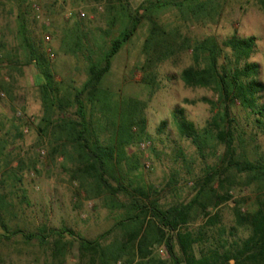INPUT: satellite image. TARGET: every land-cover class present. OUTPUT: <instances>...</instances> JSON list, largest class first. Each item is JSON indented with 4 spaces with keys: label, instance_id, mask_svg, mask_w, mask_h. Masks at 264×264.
I'll use <instances>...</instances> for the list:
<instances>
[{
    "label": "rangeland",
    "instance_id": "rangeland-1",
    "mask_svg": "<svg viewBox=\"0 0 264 264\" xmlns=\"http://www.w3.org/2000/svg\"><path fill=\"white\" fill-rule=\"evenodd\" d=\"M181 1L27 0L23 10L28 12L32 38L51 61L56 82L64 94L80 88L87 80L89 48L94 52L93 58H97L104 43L109 45L110 40L119 35L130 15L148 2ZM259 2L215 0L218 11L211 19H196L188 13L185 20L178 8L168 6L159 12L158 21L169 30L178 27L180 34L191 41L214 37L221 43L235 34L257 37V52L250 62L260 65L259 81L264 86V11ZM18 4V0H0V39L9 48L20 46ZM186 4L195 5V2L187 0ZM34 5L40 7L39 12ZM76 22H81L84 36L81 50L73 56L62 51L61 44ZM149 29L150 23L144 19L134 37L113 59L111 72L102 81L101 103L91 117V127L102 144H111L118 137L120 141H127L128 126L131 121L135 122L132 132L136 140L126 147V157L116 169L117 180L111 183L117 186L119 181L129 193L138 186L153 189L152 197L168 207L193 200L207 174L213 168L222 170L226 147L211 142L201 154L191 140L180 136L174 120L175 110L184 108L187 118L202 131L217 111L212 113L211 106L201 100H217V96L209 89L189 88L181 80V72L193 65L191 51L147 66L143 48ZM109 31L111 37L106 35ZM49 49H52V57ZM0 91L5 94L0 98V264H86L87 259H80L76 237L94 240L113 228L125 209L111 206L128 204L131 196L127 192L119 193L116 203L106 199L108 194L88 199L76 171L77 153L71 146L63 147L64 139L58 138L54 126L60 114L56 112L49 129L43 122L42 96L33 65L18 70L3 65ZM259 103L264 104V88L259 94ZM75 110L71 107L69 115L73 116ZM88 111L91 116L90 105ZM19 112L23 117H18ZM231 118L235 129V159L261 161L264 158V117L237 102L231 107ZM142 119L146 121L143 132L140 131ZM164 121L167 125L161 130ZM19 122L23 123L22 137H18L15 128ZM26 127L28 133L24 132ZM225 178L231 198L218 208L211 206L210 212L221 216L214 235L222 229L224 237L234 241L249 236V232L236 227L234 209L257 210L264 203V186L257 182L248 184L247 174L232 171L226 176L219 175V180L212 185V190L207 188L202 200H209L214 191L224 195L220 181ZM203 223L204 220L199 219L185 230L198 232ZM44 226L75 233L76 237L66 236L65 241L70 245L66 254L55 255L52 246L12 234L15 230H21L23 235L37 234ZM115 238L116 233H113L104 244L113 243ZM210 241L204 244L209 246ZM156 255L165 258L164 247L158 248Z\"/></svg>",
    "mask_w": 264,
    "mask_h": 264
},
{
    "label": "trees",
    "instance_id": "trees-1",
    "mask_svg": "<svg viewBox=\"0 0 264 264\" xmlns=\"http://www.w3.org/2000/svg\"><path fill=\"white\" fill-rule=\"evenodd\" d=\"M18 1L17 35L20 46L9 48L0 39V68L3 65L11 70L28 65L35 67L44 108L43 122L49 129L56 112L60 114L54 126L58 138L64 139L63 147L71 146L77 153L76 171L88 199L108 194L106 199L116 203L118 194L128 190L119 181L114 186L111 180H117L116 169L126 157L125 149L136 140L132 132L135 122L131 121L128 126L127 141H120L118 137L116 143L102 144L91 127V117L101 103L102 81L111 72L113 59L134 37L144 19L150 23L143 48L148 58L147 66L166 62L177 53L191 51L193 65L181 72V80L189 88L209 89L217 96V100H201L211 106L212 113L217 111L202 131L187 118L184 108L175 110L174 120L180 136L191 140L201 154L211 142L223 144L226 151L222 170L213 168L207 174L193 200L165 207L152 197L151 192L155 190L138 186L132 192H127L131 196L128 204L111 206L112 209L123 208L125 213L119 216L113 228L94 240L76 237L73 231L65 228L50 230L45 226L37 234L23 235L21 230H15L12 234L22 235L28 241L37 239L43 246H52L55 255L66 254L70 246L65 241L66 236H75L79 243L80 259H87L86 264H264V203L255 211H242L241 207L234 209L236 227L249 232V236L230 241L224 237L225 231L222 229L214 235L221 224V216L217 212H210L211 206L218 208L231 198L226 188V178L220 181L224 195L220 196L214 191L209 200H202L207 188L212 190V185L219 180V175L226 176L232 171L247 174L248 184L257 182L264 186V158L254 162L235 159V129L231 118V107L237 102L264 117V104L259 103V94L264 88L259 81L260 65L250 62L257 52V37H239L235 34L221 43L214 37L191 41L180 34L178 27L169 30L168 26L160 24L159 12L174 6L185 20L188 13L196 19H211L218 11L215 0H191L195 5L189 6L187 0L161 4L148 2L147 6L125 20L119 35L112 38L109 45L104 43L97 58H93L94 52L89 48L87 80L80 88L62 94L51 61L32 38L28 12L23 10L27 0ZM259 3L264 11V0ZM106 35L111 37V31ZM83 36L82 24L76 22L74 29L62 39L61 50L76 56L82 48ZM73 106L76 110L70 116L69 109ZM166 125V121L162 122L161 130ZM145 127L146 121L142 119L140 131L143 132ZM15 128L18 137H22L23 123L19 122ZM199 219H203L204 223L198 232L185 230L190 223ZM113 233H116L115 241L104 244ZM210 233L213 235L209 236ZM51 238L54 240L51 241ZM206 240L210 241L209 246L204 244ZM161 247H164L165 258L156 255V250Z\"/></svg>",
    "mask_w": 264,
    "mask_h": 264
},
{
    "label": "built area",
    "instance_id": "built-area-1",
    "mask_svg": "<svg viewBox=\"0 0 264 264\" xmlns=\"http://www.w3.org/2000/svg\"><path fill=\"white\" fill-rule=\"evenodd\" d=\"M34 8H35L36 11H38V12L40 11V7H39L38 5H34ZM38 18H40V17L38 16ZM48 54L51 55V57H52V49H49V50H48ZM4 96H5V94H4L2 91H0V98H2V97H4ZM18 117H20V118L23 117L21 112L18 113ZM31 122H33V120H31ZM31 122H30V123H31ZM24 132H25V133H28V132H29V128L26 127V128L24 129Z\"/></svg>",
    "mask_w": 264,
    "mask_h": 264
}]
</instances>
